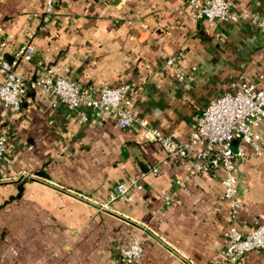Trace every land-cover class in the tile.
<instances>
[{
	"label": "crops",
	"instance_id": "1",
	"mask_svg": "<svg viewBox=\"0 0 264 264\" xmlns=\"http://www.w3.org/2000/svg\"><path fill=\"white\" fill-rule=\"evenodd\" d=\"M46 1L0 0V54L33 78L49 65L98 91L131 83L139 89L133 113L178 142L191 140L213 98L264 73V30L251 16L196 19L187 0H58L45 20ZM233 7L264 18V0ZM29 45L30 61L16 55ZM170 56L190 70L184 82L165 64ZM259 130L264 138V123ZM0 133L8 136L0 264H118L119 246L136 234L139 264H220L231 224L222 170L189 176L193 155L168 159L137 127L37 91L23 96L17 114L0 103ZM236 166V222L247 232L264 223V157L248 153ZM153 167L142 190L107 203L117 183ZM234 264H264V249Z\"/></svg>",
	"mask_w": 264,
	"mask_h": 264
},
{
	"label": "built area",
	"instance_id": "2",
	"mask_svg": "<svg viewBox=\"0 0 264 264\" xmlns=\"http://www.w3.org/2000/svg\"><path fill=\"white\" fill-rule=\"evenodd\" d=\"M57 1H46L48 13L44 16L45 20L50 19V13ZM187 6L196 19L232 22L251 16L264 30V18L236 11L233 0H187ZM34 53L35 47L29 45L16 55L30 61ZM17 63L15 59L0 54V73L3 77L0 84V103L11 114H17L21 110L24 95L29 91H37L41 95L62 99L72 110L81 107L102 109L122 128L137 127L146 140L161 144L168 159L188 158L193 155L194 161L188 168L189 176L222 170V197L229 203L231 224L225 233L226 245L220 264H234L248 252L264 249V223L259 222L251 230L242 232L236 222L237 212L241 208L237 199L236 160L248 153L264 157V138L259 130L264 123V73L259 74L256 80L242 82L234 92H226L213 98L198 117L191 140L182 143L133 113L139 89L131 83L106 86L98 91L67 79L55 66H43L40 74L33 78L20 72ZM165 64L173 68L178 81L184 82L188 78L190 70L181 65L179 56L168 57ZM194 69L196 68L193 67ZM82 118L88 119L85 115ZM7 146L8 136L0 133V159ZM148 173L157 174L158 168L153 167L139 177L117 183L109 192L107 203L130 195L134 190H142V178ZM183 182L177 180L175 183L182 186ZM176 195L177 192H173L165 194L164 197L166 201L172 202ZM143 256L142 237L136 234L129 243L119 246L117 262L139 264Z\"/></svg>",
	"mask_w": 264,
	"mask_h": 264
}]
</instances>
